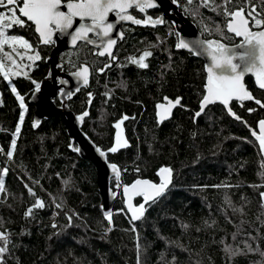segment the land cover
I'll return each instance as SVG.
<instances>
[{"label":"trees","instance_id":"1","mask_svg":"<svg viewBox=\"0 0 264 264\" xmlns=\"http://www.w3.org/2000/svg\"><path fill=\"white\" fill-rule=\"evenodd\" d=\"M234 2L241 4L245 0ZM255 2L259 4L260 0ZM180 3L191 7L186 5V0ZM178 7L204 39H217L226 45L237 42L226 33L222 14L201 8L203 15L194 17ZM0 11L10 15L6 9ZM154 12H151L153 17L157 14ZM26 24L7 31L36 42L32 26ZM216 24L224 28L227 39H221L215 31L210 35L203 30L204 25L214 28ZM123 33L124 38L115 48L117 60L103 74L95 72L103 64L102 60L93 56L92 49L84 44L58 54L64 72H73L85 62L92 69L89 86L72 96L68 108L76 115L82 113L88 105V93H92L89 115L81 130L104 151L115 139L114 123L123 115L135 117L122 125L130 146L107 155V161L121 169V185L138 178L158 183L156 173L163 166L174 170L172 185L148 207L141 220L131 222L123 207L120 188L112 178L110 188L118 191V195L110 206L114 213L113 231L105 235L108 225L92 163L69 149V139L58 115L41 120L38 127L32 125L33 106L28 103L34 89L31 80L39 82L45 76L48 69L45 59L51 51L50 46L38 45L42 59L23 69L29 78L11 77V84L25 97L27 105L12 161H8L6 152L19 123L21 108L11 85L0 76V100L3 101L0 148L5 150L0 153V168L9 169L4 177L7 195L0 194V217L3 227L12 233L13 242L6 264H57L58 261L60 264H136L137 234L142 264H173V258L174 264H264V256L260 254L264 251V208L259 195L264 187H252L264 185L261 177L264 161L247 129L254 128L264 118V109L252 102L244 103V107L231 103L233 110L247 122L245 126L231 119L220 105H212L194 123L192 116L198 110L205 79L202 61L176 50V37L167 21L155 28L124 27ZM149 44L156 47L151 49L153 56L148 61V69L141 70L127 63L128 56L139 55ZM5 50L10 51L7 46ZM15 58L21 64L31 63L26 58L23 61L18 56ZM245 84L257 98L264 100V92L257 90L250 78L245 79ZM109 91L111 99L105 96ZM164 96H182V103L190 111L177 107L171 119L158 125L155 105ZM54 104L58 106L57 99ZM248 108L256 111L249 114ZM65 180L69 181L67 187ZM25 183L48 205L43 210H35L31 219L24 217L25 210L34 202ZM52 197L64 201V211L59 215ZM141 200V197L134 198L136 204ZM233 207L242 208L243 214L234 212ZM72 211L81 219L75 220L74 226L59 236H53L57 230L51 224L66 225L65 213ZM183 225L189 227L185 229ZM133 226L136 233L131 231ZM245 242L259 251L248 252ZM226 246L244 249V254L230 258L224 252Z\"/></svg>","mask_w":264,"mask_h":264},{"label":"snow or ice","instance_id":"2","mask_svg":"<svg viewBox=\"0 0 264 264\" xmlns=\"http://www.w3.org/2000/svg\"><path fill=\"white\" fill-rule=\"evenodd\" d=\"M172 3L183 7L186 14L194 17L203 15L200 11L201 8L208 9L217 14H222L225 18L224 28H226V31L235 36L242 37L246 45L251 46L254 50H258V55H254L252 52H246L237 57L225 44L221 43L220 40H201L194 42L197 47H202L204 49L211 63L205 66V72L207 74L206 83L199 102V110L195 111L192 116L193 122L195 123L204 115L205 110L210 105L220 103L233 119L248 126L247 122L243 120V117L233 110L231 102L237 101L240 103V107H244L245 101H252L260 109H264V100L257 98L245 84V73H251L255 77L256 86L260 90H264V30H252L253 28L264 29V0H260L259 4H257L255 0H245V2L241 4H236L234 0H222V2L219 3L217 0H186V5L191 7L182 5L180 0H172ZM62 7H65L67 11H62ZM156 7H158L157 0H0V9H6L7 12L10 13V15H6L4 11H0V76L11 85V91L15 95L21 108L19 123L13 133L10 148L6 152L8 161H12L14 158V153L17 149V139L21 132V125L24 122L25 113L27 111L25 97L11 84V77L23 75L25 78H29L28 72L23 71V69L32 67L37 61L42 59L40 51L37 50L38 45H54L56 43L55 37H57L58 33L71 36L73 47H78V41H83L86 44H95V41L89 38V33H95L98 38L104 39L101 40V43L96 44V47L101 50L95 52L94 55L99 57L107 56L109 61L105 63L103 67L96 70L103 74L112 67V62L117 60V54L114 51L117 39L112 38L115 25L108 22L109 14L115 13L119 21H130L133 25L156 27L157 25L165 23L162 17L153 18L152 15H145L144 18H137L130 11L135 10L140 13H146V10ZM21 17L26 18V20L31 22V25L34 26V32L37 35L36 42L30 41L22 35H10L8 33L7 29L13 26H28L26 21L21 19ZM77 19L82 22L90 21V23H80L79 26L74 27ZM224 28L219 24H216L214 28L204 25L203 30L207 31L210 35L215 31L216 34L220 35L221 39H227L228 37L224 34ZM176 35L179 36V33H176ZM119 37L123 39L124 33L120 32ZM157 39L159 40L160 38L157 37ZM6 46L10 51L5 50ZM155 47V44H149L143 50H140L139 55L128 56L127 63L141 70L148 69V61L153 56V51L151 49ZM175 48L178 50L186 49L193 55L200 54L183 39L178 40L175 44ZM20 49L24 51H20ZM17 56L20 61L26 58L31 63H18L15 58ZM236 59H239L242 64L234 63L233 61ZM123 66L126 65H121V67ZM71 74L78 77L82 81L84 87L89 86L91 68L87 62L79 65L77 70ZM31 83L34 85L35 92H40L41 84L35 79H32ZM61 83L66 82L61 81ZM80 90V87H77L75 92H79ZM74 94V92H61V96H67L68 99H71ZM88 96V103L91 104L92 93L89 92ZM105 96L111 99L110 91L106 92ZM182 101V96H177L175 98L164 96L162 102L155 105L157 124H163L164 121L171 119L177 107L185 111H190ZM2 104L3 101L0 100V106H2ZM247 111L251 114L256 111V109L248 108ZM88 115V111H84L81 115L77 116V120L82 122ZM129 119H135V117L123 115L120 120L114 123L113 127L117 130L114 144L107 149V151L97 147L96 151L100 156L106 157L109 152L116 153L119 149L130 146L128 139L123 135L122 129L124 122ZM39 123V121H35L33 127H38ZM258 129L259 131L257 132L249 127L251 135L258 141L261 154L264 155V119L258 121ZM72 150L75 152L80 151L78 147H73ZM4 152L5 150L0 148V153ZM108 167L115 176L117 182L116 187H122L125 197V207L128 212L131 213V222L141 220L148 211V207L156 203L158 199L166 194L174 179V170L171 167L163 166L160 167L156 173V175L160 177L159 183L147 179H136L131 185H121V169L115 163H109ZM261 168H264V163L261 164ZM137 171H139L138 168ZM8 172L9 169L7 167L0 168V194H4L5 197L7 195V189L4 177L8 175ZM261 177L264 179V173L261 174ZM29 179H31V177H29ZM33 183L39 184V181H33ZM63 183L66 187L69 185L68 180L63 181ZM222 186L226 185H215L213 187ZM24 187L28 195L34 200L24 212V217L26 219H31L34 217L35 210H43L48 207V205L37 195V192L32 186L25 183ZM252 187H264V185H252ZM113 195L115 196L116 194L113 193ZM259 195L261 207L264 208V191H261ZM135 197H142L143 202L138 205L133 204L132 201ZM228 203L231 206V202L228 201ZM52 204L55 209L59 210L56 215L64 211L65 205L62 199L58 201L56 197H52ZM233 211L243 214L242 208L233 207ZM103 215L108 225L105 230V235H107L113 231L114 213L104 209ZM65 218L67 220L66 225L61 226L57 223L51 224V227L57 230L53 232V236H59L62 231L73 227L75 220L81 219L79 214L74 211L65 213ZM205 223L207 224V221ZM3 225V218L0 217V264H6V256L10 254V245L13 244L11 239L12 233L5 229ZM183 227L187 229L189 226L183 225ZM199 230L200 229H197V231ZM131 231L136 233L137 229L133 226ZM249 238L255 239L254 237ZM49 239H52V236H50ZM233 239H235V234ZM136 240V264H142L140 256L141 246L138 234ZM245 249H247L248 252L259 251L258 247L253 249L252 245L247 242H245ZM224 252L232 258L244 254V249L226 246ZM260 254L264 256V251H261ZM174 262L175 258H173V264ZM57 264H60V262L58 261Z\"/></svg>","mask_w":264,"mask_h":264},{"label":"water","instance_id":"3","mask_svg":"<svg viewBox=\"0 0 264 264\" xmlns=\"http://www.w3.org/2000/svg\"><path fill=\"white\" fill-rule=\"evenodd\" d=\"M157 4H158V7L153 8V9H148L146 11L156 10L158 12V16L156 18L162 17L164 21H167L169 24H171L173 28V32L176 37V43L178 42L179 39H183L200 53L199 55H193L186 49H180V50H183L191 54L194 58L202 61L203 66H204V74H205L204 85H205L206 78H207V74L205 72V66L209 65L211 61L209 57L207 56L206 52L204 51V49L202 47H197V45L194 42L201 41V40L206 41V40H217V39H204L202 35L200 34V32L198 31V29L196 28V26L179 10V7L176 4L172 3V0H157ZM61 10L67 11L65 7H62ZM21 18L31 24V22L26 20V18L24 17H21ZM108 22H111L115 25L112 38L117 39V41L122 40L119 37V33L121 32L119 28L121 25H131L134 27H137V26L145 27L143 25H133L130 21H119L115 13L109 14ZM80 23H90V21L82 22L79 19H77L74 27L79 26ZM161 25H157L156 27L161 26ZM148 27L155 28L152 26H148ZM261 30H264V29H256L253 31H261ZM33 31H34V26H33ZM225 31H226V28H225ZM176 33H179V36H177ZM226 33L228 32L226 31ZM228 34L232 35L237 40V42L233 45H226L222 41L220 42L225 44L231 50V52L234 53L237 57H239L240 55L246 52H252L254 55H258V50H254L252 49L251 46L246 45L242 37L235 36L232 33H228ZM35 36L37 37L36 34ZM89 38L92 41H95V44H87V45L93 49L100 51L101 49L97 48L96 44L101 43V40L104 38H98L95 35V33H89ZM55 39H56V43L52 46V49L49 55L45 59V63L47 64L48 69L46 71L45 76L39 81V83L41 84V90L40 92L37 93L33 89L28 99V103L33 106L32 125L35 121L40 122L41 120L49 119L50 117L54 115H58L61 118L62 124L65 128L66 135L69 139V144H70L69 149L72 150L73 147H78L80 149L79 152H75L73 150L72 151L79 158L91 162L94 167L97 190L101 197V202H102V211L104 209L110 210V206L112 202L118 195V191L116 190L113 191L110 188V180L112 178L115 179L114 174L112 173L111 169L108 167V164L110 162L107 161V156L106 157L100 156V154L96 151L97 147L90 141V139L81 130L82 124L88 116L85 117L82 122L77 120V116L81 115L84 111H88L89 103L86 109L82 113L76 115L72 111H70V109L68 108V101L70 99H68L67 96H61V92H64V93L74 92L76 94L77 92H75V89L77 87H80V89L84 88V86L82 85V81L78 77H75L71 74L75 72L77 69L73 72H64L61 69L62 67L61 63L58 61V54L66 50H69V49H74L75 47H73L72 42H71V36L69 35H63V34L58 33ZM79 43H84V42L78 41V44ZM104 57L107 58V56H104ZM233 62L237 64H242V62L239 59H236ZM247 78H250L252 80L253 85L257 90L264 92V90H260L256 86L254 75H252L251 73H245V79ZM61 81H65L66 83H61ZM203 89H204V86H203ZM55 99H57L58 101V106L54 104ZM233 102L240 104L237 101H232L231 103ZM248 102H252V101H245L244 103H248ZM214 105H220L224 109L226 114L231 119H233L228 114L227 110L223 107L222 104L216 103ZM198 110H199V103H198ZM155 116H156V107H155ZM247 129L249 131L251 138L256 143L259 155L264 161V155H262L260 152L258 141H256V139L251 135L249 128ZM251 129L256 130L258 132L259 131L258 122L256 123L255 127ZM114 130L117 132L115 128ZM123 135H124V131H123ZM113 144H114V140H113L112 146ZM122 149L124 148H121L118 151ZM110 154H115V153L109 152L107 155H110ZM157 178L160 181V177L157 176ZM138 179H142V178H138ZM134 181H132L128 185H131ZM113 193H115L116 195L114 196ZM120 196L123 200V207L130 217L131 213H129L125 207V197L123 194L122 187L120 188ZM135 198H139V197H135ZM132 202L133 204H136L134 202V199ZM142 202H143V199L141 200L140 203ZM260 202H261V199H260ZM134 222H137V221H134Z\"/></svg>","mask_w":264,"mask_h":264},{"label":"flooded vegetation","instance_id":"4","mask_svg":"<svg viewBox=\"0 0 264 264\" xmlns=\"http://www.w3.org/2000/svg\"><path fill=\"white\" fill-rule=\"evenodd\" d=\"M131 12H132V14L133 15H135L137 18H144V16L145 15H151V12L152 11H155V12H157L156 10H149V11H146V13H140V12H138V11H135V10H130ZM154 12V13H155ZM158 16V12H157V14H156V16L155 17H153V18H156ZM22 19V18H21ZM26 23H28V22H26ZM30 24V23H29ZM31 25V24H30ZM32 26V25H31ZM124 27H129V28H131V29H133V28H136V27H134V26H131V25H121L120 26V31L121 32H123V28ZM138 27V26H137ZM32 28H33V26H32ZM140 28H150V27H148V26H145V27H140ZM253 30V29H252ZM256 30V29H255ZM33 33H34V31H33ZM35 35V34H34ZM37 38V37H36ZM122 40H120V41H117V43H119V42H121ZM79 44H84V45H86V46H88L87 44H85V43H79ZM117 45V44H116ZM40 46H47V45H40ZM52 46L53 45H51L50 46V48L52 49ZM90 49H92V54H93V56H95V57H97V58H99V59H101L102 60V62H103V64H101V67H103L104 66V64L105 63H107V62H109L108 61V59L106 58V57H99V56H96V55H94V53L95 52H97L98 50H96V49H93V48H91L90 46H88ZM115 48H116V46H115ZM115 48H114V51H115ZM100 67V68H101ZM97 69H95V72H96V74H101V73H99L98 71H96ZM91 74H92V69H91ZM91 77V76H90ZM114 128V127H113Z\"/></svg>","mask_w":264,"mask_h":264},{"label":"built area","instance_id":"5","mask_svg":"<svg viewBox=\"0 0 264 264\" xmlns=\"http://www.w3.org/2000/svg\"><path fill=\"white\" fill-rule=\"evenodd\" d=\"M53 217L55 218V215H53ZM53 222V221H52Z\"/></svg>","mask_w":264,"mask_h":264}]
</instances>
